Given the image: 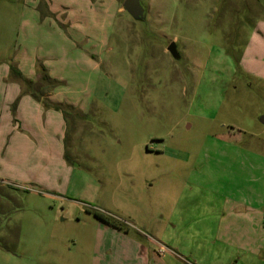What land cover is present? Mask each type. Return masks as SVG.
Returning <instances> with one entry per match:
<instances>
[{
	"label": "rangeland",
	"instance_id": "rangeland-1",
	"mask_svg": "<svg viewBox=\"0 0 264 264\" xmlns=\"http://www.w3.org/2000/svg\"><path fill=\"white\" fill-rule=\"evenodd\" d=\"M140 2L0 0V65L31 30L79 107L43 172L0 157V264H264V0Z\"/></svg>",
	"mask_w": 264,
	"mask_h": 264
},
{
	"label": "crops",
	"instance_id": "crops-1",
	"mask_svg": "<svg viewBox=\"0 0 264 264\" xmlns=\"http://www.w3.org/2000/svg\"><path fill=\"white\" fill-rule=\"evenodd\" d=\"M61 8L65 10L66 22L69 20V9L64 5ZM260 32L259 44L255 43L251 48L252 52H249L254 58L250 56L243 68L249 73L264 78V26ZM24 40L22 49L20 46L17 53L10 58L11 61L6 63V66L0 65V157L6 158L16 166L38 165L43 172L44 168L52 163L53 150L55 149L58 154L63 152L65 131L63 113L65 110L77 111L79 107L76 100L67 99L59 89H48L50 85L42 81V73L36 64L31 30L24 34ZM44 59L41 66L50 79L59 80L60 77L53 72L48 56L46 55ZM12 69L15 73H12ZM56 106H60L64 112L58 111ZM240 199L242 200L243 197ZM232 200L239 206V196L233 197ZM240 204L247 205L245 201ZM243 206L241 209L233 208L232 211L235 212L232 214L237 216L241 214V221L246 216L249 217L247 218L251 226L249 229L257 231L261 227L264 232V213L261 219L260 204L247 205V208L242 210ZM243 225L236 222L234 227L243 230ZM259 249L264 253V238L262 247L256 250ZM248 251L254 258L255 251ZM239 262L238 258L237 264Z\"/></svg>",
	"mask_w": 264,
	"mask_h": 264
},
{
	"label": "water",
	"instance_id": "water-1",
	"mask_svg": "<svg viewBox=\"0 0 264 264\" xmlns=\"http://www.w3.org/2000/svg\"><path fill=\"white\" fill-rule=\"evenodd\" d=\"M123 9L135 20H142L144 18L145 8L142 6L140 0H124ZM167 50L175 60L180 59L176 42L170 43ZM261 122L264 124V118H262Z\"/></svg>",
	"mask_w": 264,
	"mask_h": 264
},
{
	"label": "trees",
	"instance_id": "trees-1",
	"mask_svg": "<svg viewBox=\"0 0 264 264\" xmlns=\"http://www.w3.org/2000/svg\"><path fill=\"white\" fill-rule=\"evenodd\" d=\"M40 67H41V73H42V81H43L44 83L50 85V87H48V89L53 90V89H55L56 87H58V82L55 81V80L50 79V77L48 76L46 70H45L42 66H40ZM12 73H15V70L12 69ZM38 87H39L40 89L42 88L41 86H38ZM36 98H39V97H36ZM56 109H57L58 111H59V110H62V109L60 108V106H56ZM62 111L64 112V110H62Z\"/></svg>",
	"mask_w": 264,
	"mask_h": 264
}]
</instances>
